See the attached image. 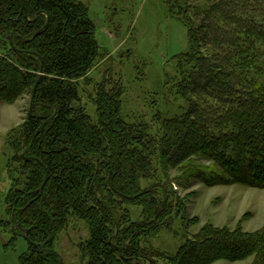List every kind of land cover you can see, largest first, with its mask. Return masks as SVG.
<instances>
[{
	"label": "trees",
	"instance_id": "trees-1",
	"mask_svg": "<svg viewBox=\"0 0 264 264\" xmlns=\"http://www.w3.org/2000/svg\"><path fill=\"white\" fill-rule=\"evenodd\" d=\"M166 2L188 29L189 51L177 56V92L187 107L159 119L154 135L147 123L123 116L121 82L97 83L96 120L81 104L80 82L100 56L82 0H0V100L31 97L37 84L36 108L6 142L15 152L10 166L18 162L23 178L12 179L5 197L12 221L27 232L20 264H59L49 250L70 215L89 226L85 264H212L250 256L264 264V226L206 224L190 234L185 199L162 183L142 185L202 154L213 163L214 175L203 178L208 184L264 188V0ZM128 205L142 208L141 220L132 219ZM177 218L187 235L176 254L144 244L172 231Z\"/></svg>",
	"mask_w": 264,
	"mask_h": 264
},
{
	"label": "rangeland",
	"instance_id": "rangeland-1",
	"mask_svg": "<svg viewBox=\"0 0 264 264\" xmlns=\"http://www.w3.org/2000/svg\"><path fill=\"white\" fill-rule=\"evenodd\" d=\"M82 1L88 6L94 22L100 56L88 79L80 82L81 104L96 120L93 97L97 83L110 79L121 82L123 116L128 122L147 123L151 134L156 135L159 119L178 116L187 107L177 92L181 78L177 56L190 48L185 22L170 12L166 0ZM30 104V95L12 104L0 100V264H20V256L29 251L28 239L21 235L24 232L7 213L5 197L12 179H23L18 162H11L10 166L15 152L6 143L7 135L23 122ZM212 164L207 156L194 155L188 162L173 168L168 178L157 174L154 180L143 181L142 185L162 183L165 188L174 190L173 197L185 199L191 219L187 230L190 234L206 224L241 226L247 231L263 227L264 188L242 183L208 184L203 178L211 179L214 175L210 172ZM199 172L203 177L197 175ZM128 208L134 221L141 220L140 206L128 205ZM89 235L86 220L70 215L54 243V251L61 256L63 264H85L81 244ZM186 235L181 219L177 218L172 231L163 230L144 244L166 255H174ZM253 260L250 256L239 261L220 259L212 264H253ZM159 262L169 264L164 259Z\"/></svg>",
	"mask_w": 264,
	"mask_h": 264
},
{
	"label": "water",
	"instance_id": "water-1",
	"mask_svg": "<svg viewBox=\"0 0 264 264\" xmlns=\"http://www.w3.org/2000/svg\"><path fill=\"white\" fill-rule=\"evenodd\" d=\"M10 40H11V44H13V41H12V37L10 36ZM42 73H43V64H42V68H41V75H42ZM36 87H37V84H36V86L34 87V89H33V92H32V96H31V104H30V109H35L36 108V103L35 102H33V100H34V95H35V92H36ZM54 117L55 116H52L51 118H49L48 120H46L42 125H41V127L39 128V130H38V132L37 133H40V132H43V129H44V127H45V125L47 124V123H49V122H51L53 119H54ZM30 149V146L23 152V154H22V158H28V157H26L25 156V154L28 152V150ZM47 178H48V176H47ZM46 178V179H47ZM46 182V181H45ZM44 182V183H45ZM23 237H25V238H27V232H24V233H22L21 234ZM31 244H33L34 246H36L37 247V244L36 243H34V242H31ZM46 249H41V248H39L38 249V251L39 252H42V251H45ZM50 252H52V253H54L55 255H56V257L58 258V262H59V264H63V261H62V258H61V256L58 254V253H56L54 250H49Z\"/></svg>",
	"mask_w": 264,
	"mask_h": 264
}]
</instances>
